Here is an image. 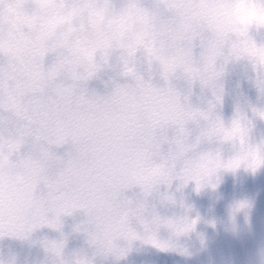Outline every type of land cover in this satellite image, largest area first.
I'll list each match as a JSON object with an SVG mask.
<instances>
[{"label": "clouds", "instance_id": "9594fccd", "mask_svg": "<svg viewBox=\"0 0 264 264\" xmlns=\"http://www.w3.org/2000/svg\"><path fill=\"white\" fill-rule=\"evenodd\" d=\"M0 264H264V0H0Z\"/></svg>", "mask_w": 264, "mask_h": 264}]
</instances>
